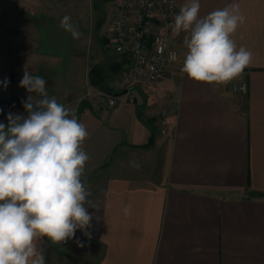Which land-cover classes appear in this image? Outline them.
<instances>
[{
  "label": "crops",
  "instance_id": "0c3cea01",
  "mask_svg": "<svg viewBox=\"0 0 264 264\" xmlns=\"http://www.w3.org/2000/svg\"><path fill=\"white\" fill-rule=\"evenodd\" d=\"M185 2L179 0L180 8ZM234 2L246 19L232 39L252 53L240 77L228 83L190 79L182 71L188 50L181 32L172 36L180 60L155 87H137L130 99L117 83L129 66L123 64L109 80V91L118 96L114 108L85 94L76 99L71 111L88 131L82 148L92 156L82 175L91 193L90 237L77 230L85 264H264V0H200L199 15ZM10 36L0 39V82L9 81L6 88L0 83L5 125L9 113L27 115L9 99L25 70L38 73L40 55ZM106 39L110 48V33ZM118 56L106 62H123L127 55ZM239 81L248 83L247 93L231 90ZM82 100L91 112L78 110ZM164 106L173 126L162 136L158 111ZM40 246L51 247L47 238Z\"/></svg>",
  "mask_w": 264,
  "mask_h": 264
},
{
  "label": "clouds",
  "instance_id": "9594fccd",
  "mask_svg": "<svg viewBox=\"0 0 264 264\" xmlns=\"http://www.w3.org/2000/svg\"><path fill=\"white\" fill-rule=\"evenodd\" d=\"M200 7V0H186L172 25L174 36L187 34L182 71L197 82L228 83L252 60L251 51L232 39L246 18L235 2L203 17ZM70 21L65 15L60 26L78 39L81 33ZM0 83L6 88L9 81ZM19 86L29 93L27 115L9 113L7 125L0 123V264H45L43 239L65 243L78 229L90 237L91 193L82 181L88 131L74 111L49 98L43 77L25 70Z\"/></svg>",
  "mask_w": 264,
  "mask_h": 264
},
{
  "label": "rangeland",
  "instance_id": "374dc122",
  "mask_svg": "<svg viewBox=\"0 0 264 264\" xmlns=\"http://www.w3.org/2000/svg\"><path fill=\"white\" fill-rule=\"evenodd\" d=\"M112 4V0H0V39L11 35L12 42L24 40L37 51L39 68L33 76L46 80L49 98L54 97L59 104L72 110L78 97L95 92L90 71L100 63H110L106 62L110 56L121 59L111 45L109 48L106 39L111 31ZM65 15L71 17L70 22L81 33L78 39H73L71 33L60 26ZM14 89L19 95L11 93L10 104L23 106L27 99L22 97L29 93L19 85H14ZM31 95L42 99L36 93ZM127 100L121 97L120 103ZM85 112L91 110L87 108ZM95 124L103 125L99 120ZM100 134L104 137V132ZM86 153L92 157L91 152ZM48 241L51 247L44 251L45 264H85L88 259L87 252L78 246L77 241L83 244L84 238L77 231L65 243Z\"/></svg>",
  "mask_w": 264,
  "mask_h": 264
},
{
  "label": "built area",
  "instance_id": "2783aa9c",
  "mask_svg": "<svg viewBox=\"0 0 264 264\" xmlns=\"http://www.w3.org/2000/svg\"><path fill=\"white\" fill-rule=\"evenodd\" d=\"M112 3V46L118 54L131 59L117 83L133 99L135 88L155 87L180 60V50L172 42V25L180 4L179 0H112ZM172 53L175 59H170ZM230 88L245 94L248 83L233 82ZM84 97L105 108H114L118 103V96L105 89L88 92ZM158 116L159 134L167 135L173 126L170 109L160 108Z\"/></svg>",
  "mask_w": 264,
  "mask_h": 264
},
{
  "label": "trees",
  "instance_id": "16d2710c",
  "mask_svg": "<svg viewBox=\"0 0 264 264\" xmlns=\"http://www.w3.org/2000/svg\"><path fill=\"white\" fill-rule=\"evenodd\" d=\"M123 60L125 61L123 62L112 61L111 63H108V64L96 65L94 67V70L90 71L91 73L90 77L93 80V85L100 89L110 90L111 81L109 80L110 79L112 80L115 75H118L121 72V70L123 69V64H126V65L131 64L130 57L125 56ZM83 106L87 107L85 100L81 101V103L79 104L78 110L80 111L83 108ZM21 107L24 108L23 106Z\"/></svg>",
  "mask_w": 264,
  "mask_h": 264
},
{
  "label": "water",
  "instance_id": "95a60500",
  "mask_svg": "<svg viewBox=\"0 0 264 264\" xmlns=\"http://www.w3.org/2000/svg\"><path fill=\"white\" fill-rule=\"evenodd\" d=\"M94 70V68L92 69V71ZM91 76V73H89V77ZM90 81H91V84H93V80H92V78L90 77ZM126 91L127 90H125V93H126ZM115 94V93H114ZM115 95H117V94H115Z\"/></svg>",
  "mask_w": 264,
  "mask_h": 264
}]
</instances>
